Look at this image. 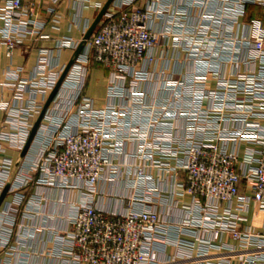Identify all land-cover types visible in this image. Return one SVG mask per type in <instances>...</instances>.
<instances>
[{
  "label": "built area",
  "instance_id": "1",
  "mask_svg": "<svg viewBox=\"0 0 264 264\" xmlns=\"http://www.w3.org/2000/svg\"><path fill=\"white\" fill-rule=\"evenodd\" d=\"M43 1L54 15L62 0H0L7 58L49 39L36 20ZM116 1L87 39L86 26L79 38L54 41L57 54L83 45L43 115L32 159L19 165L6 152L23 150L68 63L53 65V49L40 47L29 77L3 73L1 91L12 94L0 98L5 264L45 230L16 222L23 206L43 200L27 195L33 186L82 191L65 227L50 233L60 247L46 253L62 264H264V223L248 225L251 205L264 214V23L243 22L247 6L264 10V0ZM170 49L184 54L176 77L161 67ZM92 63L107 71L102 106L84 93ZM118 179L126 193L108 197L121 211L96 206L98 183Z\"/></svg>",
  "mask_w": 264,
  "mask_h": 264
},
{
  "label": "crops",
  "instance_id": "2",
  "mask_svg": "<svg viewBox=\"0 0 264 264\" xmlns=\"http://www.w3.org/2000/svg\"><path fill=\"white\" fill-rule=\"evenodd\" d=\"M83 1L84 0H62L56 7L54 15L48 13L46 10L50 6L48 1L38 3V16L36 20L43 23V33L48 35L49 39L47 41L39 40L34 43L26 41L23 45L18 46L14 50L11 59L4 55V48L1 47L0 84L4 79L3 73L8 68H22L23 72L21 76L25 78L29 77L36 65L39 54L38 48L47 47L53 49L54 41L61 37H81L84 27H90L100 12L92 8V5L95 3H101L104 6L108 0H88L85 4ZM176 1L178 0H175V2ZM119 2L120 0H117L116 4ZM145 3V0L140 1V5H144ZM108 8H110V6ZM252 18L260 19L264 23V10L260 7L252 5L247 6L243 22H247ZM98 25L99 23L96 27ZM4 26V22L0 20V29L4 28ZM152 27L153 29L160 31L162 28V21H158L157 23L154 22ZM167 52L168 54L161 61V67H168V73L171 74L173 71V76L176 77L179 75V70L177 68L180 65L175 62V58H178V61L180 62V60L184 57V54L178 53L175 50L172 51V49ZM74 53L75 52L66 49L57 54L53 49L52 64L62 65L68 63ZM190 69L191 67L189 65L186 70L189 71ZM181 71H185L183 66L181 67ZM106 85L107 71L101 65L93 63L90 66L85 80L84 93L94 99L96 106H102L105 104ZM11 96V91H1L0 87V98L8 100ZM3 119L4 113L0 112V123ZM46 125L48 126V122L41 121L39 127L41 130H44ZM40 136H36L35 134L27 152L24 155H22L23 150L20 152L10 150L6 152L5 156L12 158L17 162V165H19L21 161L30 162L37 146L40 143ZM129 149L133 151L135 150V147L131 146ZM125 193L126 189L124 188L122 179H118L116 182L102 180L98 183L97 190L94 194H92V196L94 197L96 206L121 211L120 202L118 200L111 199L108 196L114 194L121 196ZM27 195L42 196L43 200L39 205H29L26 208L23 206L22 210L26 211L24 215L22 214L23 212L18 214L16 222L32 227H41L45 230L33 234L31 238L24 243L23 247H18L17 253L11 257V264H62L59 259L46 253L50 250L55 252L56 248L60 247L57 246L56 242H54L53 236L50 233L53 229L57 230L65 227V217L71 209V204L81 199L82 191H66L55 188L33 186L28 190ZM12 199L13 196L9 195L6 198V202H11ZM6 206L7 204L5 206L4 204L0 205V227L4 222L3 220L8 218L6 217V213H4ZM263 223L264 214L258 212L257 209L251 205L248 211V225H250L251 228L253 227L254 231H258L261 230ZM11 245H16L15 239L11 241ZM5 257V253L1 252L0 249V264H5Z\"/></svg>",
  "mask_w": 264,
  "mask_h": 264
},
{
  "label": "water",
  "instance_id": "3",
  "mask_svg": "<svg viewBox=\"0 0 264 264\" xmlns=\"http://www.w3.org/2000/svg\"><path fill=\"white\" fill-rule=\"evenodd\" d=\"M113 1H114V0H108V1L104 4V6L102 7V9L100 10V12H99V14H98V17L95 19V21L92 23V25H91V26L89 27V29L87 30V32H86V34H85V36H84V39H87L88 36L94 31V29L96 28V25L99 23L100 19L102 18V16L104 15V13L106 12V10L108 9V7L111 5V3H112ZM82 45H83V42L79 45L78 49L75 51L73 57H72V58L70 59V61L68 62V64H67V66H66V68H65V70H64V72H63V74L61 75V77H60V79H59V81H58L56 87L53 89V91H52L51 94L49 95V97H48V99H47V101H46V103H45V105H44V107H43V109H42V111H41L39 117L37 118V120L35 121V123H34V125H33V128H32V130H31V132H30L29 138H28V140H27V142H26V144H25V146H24V148H23L22 155H24V154L27 152V150H28V148H29V146H30L31 141L33 140V138H34V136H35V134H36V132H37V129H38V127H39V124H40V122H41V120H42V118H43V115H44L46 109L48 108V106H49V104H50L52 98L54 97L55 93L57 92V90H58V88H59V86H60L62 80L64 79L65 74L67 73V71H68V69H69V66H70V64H71V62H72V59H73V58H74V57L80 52V50H81V48H82ZM6 192H7V187L3 190V192H2V194H1V196H0V204H1L2 200L4 199V197H5V195H6Z\"/></svg>",
  "mask_w": 264,
  "mask_h": 264
},
{
  "label": "trees",
  "instance_id": "4",
  "mask_svg": "<svg viewBox=\"0 0 264 264\" xmlns=\"http://www.w3.org/2000/svg\"><path fill=\"white\" fill-rule=\"evenodd\" d=\"M93 64V63H92Z\"/></svg>",
  "mask_w": 264,
  "mask_h": 264
}]
</instances>
